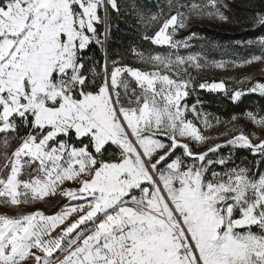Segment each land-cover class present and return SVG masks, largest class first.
<instances>
[{
    "label": "snow or ice",
    "instance_id": "obj_1",
    "mask_svg": "<svg viewBox=\"0 0 264 264\" xmlns=\"http://www.w3.org/2000/svg\"><path fill=\"white\" fill-rule=\"evenodd\" d=\"M246 6L253 31L264 28V5ZM168 7L163 19L150 16L158 27L143 39L173 50L197 38H175L192 16L229 20L224 0ZM131 9L145 22L142 8ZM111 12L120 14L118 0H0V203L19 209L57 194L84 201L54 215L0 214V264H264V115L244 113L259 132L234 127L220 133L231 138L198 150L212 139L202 128L222 122L199 98L185 102L196 90L189 69L205 66L200 54L133 48L148 68L111 59ZM238 43L260 54L233 66L264 65V34ZM93 45L102 60L88 55ZM237 84L198 87L233 102L264 98V82ZM112 145L118 157L100 158ZM226 147L253 161L236 164L232 152L213 159Z\"/></svg>",
    "mask_w": 264,
    "mask_h": 264
},
{
    "label": "trees",
    "instance_id": "obj_2",
    "mask_svg": "<svg viewBox=\"0 0 264 264\" xmlns=\"http://www.w3.org/2000/svg\"><path fill=\"white\" fill-rule=\"evenodd\" d=\"M120 5V14L111 12V35L107 41L108 57L111 59H120L124 63L144 68L137 56L132 52L135 48L137 51L143 52L146 56L156 54L162 51V47L152 44L150 41L144 40L145 34L151 35L152 31L158 27L157 23L152 22L149 18L152 15L166 16L169 13V0H118ZM186 3L190 0H185ZM228 4L229 16L227 22L219 19L201 16L196 18L193 23H189L188 33H195L199 42L203 44L202 50L212 60H231L239 62L241 58L252 54L259 55V51L255 48H246L238 42L255 39L257 36L264 34V28L253 31V24L248 20L252 13V8L247 7L250 0H224ZM255 7L264 5V0H253ZM136 4L143 9L145 22H140L132 12L131 6ZM147 24V26H146ZM100 31L104 30L105 25H101ZM88 55L96 60H102L101 49L93 45ZM219 81V79H217ZM198 82L195 83L196 90L187 98L189 104H194L199 98L202 101L203 110L210 113L213 117H219L222 121L219 125H225L233 122V115L238 119L234 122L244 124V113L247 111L261 112L264 109V98L258 93L246 94L239 101L233 102L229 96L223 92H210L198 88ZM229 84V82H227ZM229 91L232 88H228ZM23 134V130L21 131ZM3 135L0 134V140ZM16 142L10 141L9 153L14 150ZM112 147V146H111ZM2 151V149H0ZM117 153V150H113ZM239 152L245 153L242 161L249 164L253 161V156L245 149ZM109 155L105 152L103 159H108ZM3 161L0 160V165ZM56 208H54L55 210Z\"/></svg>",
    "mask_w": 264,
    "mask_h": 264
},
{
    "label": "rangeland",
    "instance_id": "obj_3",
    "mask_svg": "<svg viewBox=\"0 0 264 264\" xmlns=\"http://www.w3.org/2000/svg\"><path fill=\"white\" fill-rule=\"evenodd\" d=\"M180 3H186L185 0H179ZM195 2L197 3H205L206 0H195ZM201 16H192L191 19L189 20V23H193L196 18H199ZM187 24V27L183 30H181L179 33L176 34L175 38L176 39H184L185 37L190 36L192 33H188L189 30V25ZM162 47V51L160 52V54H168L170 52L176 51L177 54L179 55H183V56H187L190 54H195V53H199L201 56V64L205 65L202 69H189V72L191 74L192 77L195 78V83L198 82H204L205 80H207L208 82H212V81H217V79L220 80H224V82L227 85V88H236L238 87L237 81L243 79L244 77L248 76V77H252L256 80H258L259 82H264V80H261L262 77H264V65H261L259 63L253 64L251 66H246V67H236L233 66V61L231 60H212L211 58H208V56H206V54L204 53V51L202 50L203 44L199 42V39L196 38L192 41H190V47L188 49H184V48H180L179 50H173L168 48V46H160ZM224 62V67L222 68H218L215 66V62ZM237 62V61H235ZM239 63V62H237ZM143 66H145L144 68H148L150 67L147 64H144ZM227 82H229V84H227ZM199 90V87L197 88ZM224 93V92H223ZM192 92L190 93V95L187 97L189 98L191 96ZM186 98V99H187ZM187 104H189L187 102V100L185 101ZM191 105V104H189ZM192 116L189 115V119H191ZM245 123L244 124H240L238 122H231V123H227L225 125H219L215 122V120H212L211 123L214 125V127L212 128H202V131L205 135L212 137V139H210L208 141V144L202 148H199L198 150H206V148L208 146H211L212 144L215 143H223L224 139L226 138H231V135L235 134V133H229L227 137H222L220 136V133L225 132L226 130L229 129H233L234 127L237 130L243 129L246 133L248 132H259L260 130L258 128H256L255 126H253L251 124V122L245 118L244 119ZM219 137V138H217ZM117 150V153H113V150ZM241 149L239 150H232L229 148H224L221 152H219L217 154V156H214L213 159H216L218 156H227L229 155L230 152H232V157L233 160L235 161L236 164H240L242 165V160L241 158H243V155L245 153L239 152ZM246 150V149H245ZM247 151V150H246ZM106 153L109 155L108 159H111L113 157H118L119 155V150L115 145H112V147H109L108 150L106 151ZM179 154V153H177ZM252 155V154H251ZM103 159V157H100ZM251 164V163H250ZM243 166V165H242ZM78 185L73 182V181H66L64 187H77ZM134 195L139 196L140 193L139 191H135L133 192ZM80 203H84V201L76 199V200H68V198L63 197L59 194L55 195V196H50L45 198V200L43 201H37L35 204H27V205H21L19 209L14 208L10 205H6L4 203H0V214H8V215H15L20 211H31V210H35V209H40L41 211H43L46 215H54L56 213H58L59 211H61L63 208L65 207H74ZM54 208H56L54 210ZM75 215V214H74ZM71 219V218H70ZM59 233L56 232L54 233V235H58Z\"/></svg>",
    "mask_w": 264,
    "mask_h": 264
},
{
    "label": "water",
    "instance_id": "obj_4",
    "mask_svg": "<svg viewBox=\"0 0 264 264\" xmlns=\"http://www.w3.org/2000/svg\"><path fill=\"white\" fill-rule=\"evenodd\" d=\"M107 25L105 24V27H106ZM108 41V40H107ZM106 47H107V42H106Z\"/></svg>",
    "mask_w": 264,
    "mask_h": 264
}]
</instances>
